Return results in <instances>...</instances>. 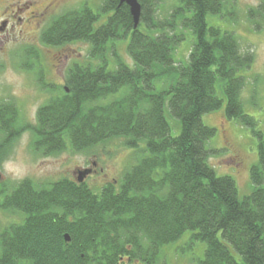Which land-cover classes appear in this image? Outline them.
Masks as SVG:
<instances>
[{"label":"trees","instance_id":"obj_1","mask_svg":"<svg viewBox=\"0 0 264 264\" xmlns=\"http://www.w3.org/2000/svg\"><path fill=\"white\" fill-rule=\"evenodd\" d=\"M137 1L136 27L121 0L94 8L85 2L48 22L42 44L85 42L87 61L68 69L62 87H47L40 76L54 96L25 128L33 150L47 157L122 137L133 163L117 186L99 193L85 180L18 182L0 197L2 209L24 215L0 233V264H154L164 245L186 233L188 241L205 244L200 264H264V138L243 109L239 74L253 56L240 51L232 32L208 25L224 0ZM168 1V16L160 18L159 6ZM187 38L181 59L177 50ZM120 40H127V61L117 51ZM223 102L226 118L257 139V161L248 169L252 188L243 197L234 178L209 162L220 151L210 147L216 130L202 117ZM15 107L0 104V131L17 138Z\"/></svg>","mask_w":264,"mask_h":264},{"label":"rangeland","instance_id":"obj_2","mask_svg":"<svg viewBox=\"0 0 264 264\" xmlns=\"http://www.w3.org/2000/svg\"><path fill=\"white\" fill-rule=\"evenodd\" d=\"M17 1L22 3L31 0H0V13L3 7L13 2L16 4ZM85 2L94 8L99 6L101 0H60L55 15L48 18L44 27L57 14ZM223 4L221 13L208 15L206 20L208 25L232 32L240 51L253 56L251 66L239 73L245 81L241 102L245 113L256 121L255 130L260 131L264 138V0H224ZM170 5L168 1L159 6L160 18L168 16ZM250 10L256 12L250 15ZM34 33L36 32L31 24H16L14 28L0 32V104L8 101L16 103L18 116L12 130L16 132L22 129L17 138L14 133L12 139H6V146L0 153V165L7 161V168L22 174L23 177L13 180L0 167V197L9 194L17 183L25 178L31 179L39 186H47L63 178L76 180L77 172L88 168H94L93 173L85 178V183L92 192L99 193L101 188L109 183L117 186L124 170L134 161L133 152L124 145L125 139L122 137L108 140L83 152L68 149L47 157L33 150L32 134L25 128L36 124L38 106L54 96V93L47 92V88L39 82L40 76L42 75V82L46 83L47 87L64 86L65 73L74 63L87 61L89 50V45L81 41L68 42L59 47L46 46ZM120 41L117 51L127 61V40ZM189 46L190 39L187 38L178 48L176 56L181 59L187 56ZM31 51L37 55L33 59L28 58ZM53 54L63 56L61 64L56 67H53L56 63L52 60ZM224 107L223 102L217 111L202 117L206 125L216 130L215 136L210 140V147L220 151L209 162L216 172L229 174L234 178L238 195L243 197L249 194L252 188L248 169L257 161V139L249 127L227 119ZM6 134L0 131V141ZM23 216L18 211L0 208V233L10 225L21 222ZM186 234L176 242L164 245L154 264H200L205 244L188 241Z\"/></svg>","mask_w":264,"mask_h":264},{"label":"flooded vegetation","instance_id":"obj_3","mask_svg":"<svg viewBox=\"0 0 264 264\" xmlns=\"http://www.w3.org/2000/svg\"><path fill=\"white\" fill-rule=\"evenodd\" d=\"M60 0H31L30 2H19L17 1L16 4L9 3L5 7H3L1 14V24L4 25L3 30L0 31L1 33H4L9 29L10 27L14 28V25H23V24H31L33 26V29H35L34 34L37 35V38H40V34L42 33V30L44 29V25L46 24L48 18L52 15H55V11L58 9V3ZM19 15V16H18ZM52 18V17H51ZM15 21H17L15 23ZM53 62H56L53 67L58 66L61 64L63 60L62 54L59 55H52ZM8 138L12 137L11 135L5 136ZM235 160H237V157H235ZM95 164H93L94 166ZM90 169V173H93L94 168H88ZM89 173V174H90ZM89 174L86 176L88 177ZM2 182V178L0 180V183ZM1 208V207H0Z\"/></svg>","mask_w":264,"mask_h":264},{"label":"water","instance_id":"obj_4","mask_svg":"<svg viewBox=\"0 0 264 264\" xmlns=\"http://www.w3.org/2000/svg\"><path fill=\"white\" fill-rule=\"evenodd\" d=\"M124 2L127 4V6L129 7V12L132 16L131 19H133V23L134 26L136 27L138 22H139V18H140V4L138 3L137 0H121V3ZM4 25L1 24L0 26V31L3 30ZM90 173V169H84L81 171L77 172V177L75 178L79 183L84 182L86 176ZM2 178L1 172H0V180ZM64 238L66 241H69V236L67 234L64 235Z\"/></svg>","mask_w":264,"mask_h":264},{"label":"clouds","instance_id":"obj_5","mask_svg":"<svg viewBox=\"0 0 264 264\" xmlns=\"http://www.w3.org/2000/svg\"><path fill=\"white\" fill-rule=\"evenodd\" d=\"M7 161H5L2 165H0V167H2L4 169V171L13 179V180H17V179H22V174L20 173H16L11 171L10 169L7 168Z\"/></svg>","mask_w":264,"mask_h":264}]
</instances>
